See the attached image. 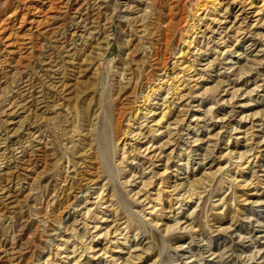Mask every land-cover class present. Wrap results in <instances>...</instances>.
Listing matches in <instances>:
<instances>
[{
  "label": "rangeland",
  "instance_id": "obj_1",
  "mask_svg": "<svg viewBox=\"0 0 264 264\" xmlns=\"http://www.w3.org/2000/svg\"><path fill=\"white\" fill-rule=\"evenodd\" d=\"M0 245L264 264V0H0Z\"/></svg>",
  "mask_w": 264,
  "mask_h": 264
},
{
  "label": "bare ground",
  "instance_id": "obj_2",
  "mask_svg": "<svg viewBox=\"0 0 264 264\" xmlns=\"http://www.w3.org/2000/svg\"><path fill=\"white\" fill-rule=\"evenodd\" d=\"M154 20V19H153ZM139 26V25H138ZM137 31V30H136ZM156 54V53H155ZM122 74V73H121ZM141 74V73H140ZM122 76V75H121ZM61 86V89H63V87L65 86V85H63V84H61L60 85ZM55 99V98H54ZM56 100V99H55ZM51 102H54L53 100H51ZM58 102V101H57ZM51 106H56L55 104H52ZM103 106V105H102ZM102 110V109H101ZM99 115V114H98ZM118 115H119V113H118ZM110 117V116H109ZM118 117V116H117ZM119 118V117H118ZM118 118H116V119H118ZM97 121H95L96 123L98 122V120L99 119H96ZM135 119H133L132 120V122H135L134 121ZM130 122V121H129ZM99 123H100V131H99V135H98V137H99V141H100V150L103 152V153H106V154H108V152H109V149L112 147V145L115 143V141L118 139V137H117V133H118V131H119V127H118V125H119V122H117V121H115L114 119H112L111 117H110V119L109 120H105V121H103V120H101V121H99ZM131 124H133V123H131L130 122V125ZM97 125V124H96ZM130 125L128 126V127H130ZM94 127V126H93ZM97 129V128H96ZM75 132V131H74ZM94 132H96V131H94ZM94 134H96V133H94ZM84 139H88V140H90V138L92 137V134L90 133L89 135H88V137H87V133H86V135H83L82 136ZM81 137V138H82ZM40 138V137H39ZM97 138V137H96ZM96 138H94V140H96ZM43 139V138H42ZM44 141V140H43ZM42 141V142H43ZM84 141V140H83ZM41 142V138L38 140V144H40V145H42V147H43V143ZM92 143V142H91ZM90 147H92L93 145L92 144H90L89 145ZM94 146H95V144H94ZM42 147H39V148H37L35 151L36 152H40L41 151V148ZM68 147V146H67ZM88 147V146H87ZM64 149H65V147H64ZM85 149V148H84ZM92 149L93 148H87V150L85 151V154L87 153V152H90V151H92ZM98 150H99V148H98ZM92 153H93V151H92ZM27 154V153H26ZM99 154H100V156H101V153H100V151H99ZM38 155V154H37ZM27 156V155H26ZM86 157V156H85ZM97 157H99V155L97 156ZM39 159H42V156H40L39 155ZM102 159V158H101ZM100 158H99V160H101ZM41 162V160H37V162L35 161V163H36V165H38V162ZM64 161L66 162V164H68V165H70V159L69 158H67L66 156H65V158H64ZM104 161V160H103ZM100 162V161H99ZM77 164H78V162H76ZM75 163V164H76ZM67 165V166H68ZM71 165L73 166L74 164H72L71 163ZM39 167H40V165H38ZM66 166V167H67ZM76 166V165H75ZM107 167V166H106ZM27 167H25V169H26ZM76 168H77V166H76ZM80 168H81V166H80ZM87 168V167H86ZM74 169V168H73ZM82 169V168H81ZM85 169V168H84ZM78 171H79V169H78ZM108 171V170H107ZM79 172H81V171H79ZM93 172V171H92ZM25 174V173H24ZM78 174H80V173H78ZM82 174H85V172H82ZM97 174V173H96ZM110 174V173H109ZM81 175V174H80ZM79 176V175H78ZM63 180H64V178H63ZM66 180H67V178H66ZM7 184V183H6ZM4 188V187H3ZM6 189V188H5ZM2 190H4V189H2ZM56 200V199H55ZM1 246V245H0ZM1 251V250H0Z\"/></svg>",
  "mask_w": 264,
  "mask_h": 264
}]
</instances>
